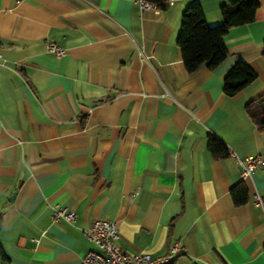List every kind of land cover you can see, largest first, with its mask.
Returning a JSON list of instances; mask_svg holds the SVG:
<instances>
[{"label":"crops","instance_id":"0c3cea01","mask_svg":"<svg viewBox=\"0 0 264 264\" xmlns=\"http://www.w3.org/2000/svg\"><path fill=\"white\" fill-rule=\"evenodd\" d=\"M139 2L0 0V264H81L100 219L118 224L129 254L179 243L171 264H264V165L243 180L240 164L264 154L246 110L264 95V0L226 35L227 60L192 74L183 12L199 2L215 26L225 0ZM239 61L257 80L230 97L224 78ZM240 184L249 198L237 206ZM58 205L76 220H55Z\"/></svg>","mask_w":264,"mask_h":264},{"label":"trees","instance_id":"16d2710c","mask_svg":"<svg viewBox=\"0 0 264 264\" xmlns=\"http://www.w3.org/2000/svg\"><path fill=\"white\" fill-rule=\"evenodd\" d=\"M159 9H165L167 0H146ZM221 7L222 22L209 26L199 2L189 5L182 15L181 30L178 45L181 50L184 66L189 74L207 67L211 70L218 68L228 58L225 37L231 28L252 23L256 19L260 7L259 0H225ZM257 80V73L245 62H236L227 71L224 78V93L235 96ZM246 110L253 122L264 129V95L249 102ZM210 151L215 156H227L226 146L216 138L211 137L208 143ZM235 205L248 202V192L244 184L231 190ZM3 221L0 220V234ZM0 254L4 256L0 240ZM171 264V263H168Z\"/></svg>","mask_w":264,"mask_h":264},{"label":"built area","instance_id":"2783aa9c","mask_svg":"<svg viewBox=\"0 0 264 264\" xmlns=\"http://www.w3.org/2000/svg\"><path fill=\"white\" fill-rule=\"evenodd\" d=\"M176 1L178 0H167V5H173ZM139 4L142 10L153 8L158 11L159 9L146 0H140ZM47 49L58 58L66 54V49L54 41L47 42ZM2 58L3 53L0 49V60ZM240 164L242 166L241 177L245 180L257 167L264 165V154L240 160ZM257 203L263 204L264 199L257 197ZM76 217V213L70 209L59 205L54 207L55 220L64 219L73 223ZM85 235L97 249L85 253L81 259V264H168L173 261L175 255L181 252L180 244L175 243L166 255L159 257H153L149 253L129 254L119 244L118 224L110 220H96L85 230Z\"/></svg>","mask_w":264,"mask_h":264}]
</instances>
